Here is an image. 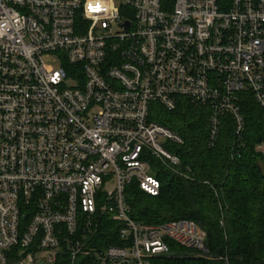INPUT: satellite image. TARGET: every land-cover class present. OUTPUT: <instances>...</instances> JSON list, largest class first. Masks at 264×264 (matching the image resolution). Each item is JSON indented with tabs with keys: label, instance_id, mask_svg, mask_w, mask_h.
Here are the masks:
<instances>
[{
	"label": "built area",
	"instance_id": "built-area-1",
	"mask_svg": "<svg viewBox=\"0 0 264 264\" xmlns=\"http://www.w3.org/2000/svg\"><path fill=\"white\" fill-rule=\"evenodd\" d=\"M248 96L264 113V0H0V264H75L102 218L122 244L96 264L205 252L193 220H134L125 190L157 195L180 163L153 103L205 106L208 146L229 114L239 157Z\"/></svg>",
	"mask_w": 264,
	"mask_h": 264
},
{
	"label": "trees",
	"instance_id": "trees-1",
	"mask_svg": "<svg viewBox=\"0 0 264 264\" xmlns=\"http://www.w3.org/2000/svg\"><path fill=\"white\" fill-rule=\"evenodd\" d=\"M241 110L245 146L236 157L229 114L222 116L217 141L208 146L205 106L185 98H178L173 110L151 105L150 117L181 137V144L172 145L180 163L177 172L158 164L157 195L135 182L127 185L130 215L144 224L193 220L206 233V251L167 239L169 253L149 257V264H264V161L256 149L264 142V113L251 96L241 100ZM117 230V222L102 218L75 264H96L97 250L122 244Z\"/></svg>",
	"mask_w": 264,
	"mask_h": 264
},
{
	"label": "rangeland",
	"instance_id": "rangeland-1",
	"mask_svg": "<svg viewBox=\"0 0 264 264\" xmlns=\"http://www.w3.org/2000/svg\"><path fill=\"white\" fill-rule=\"evenodd\" d=\"M47 64L49 65V66H54V64L52 63V62H47ZM113 186V185H112ZM112 186H109V187H107V189H109V188H111Z\"/></svg>",
	"mask_w": 264,
	"mask_h": 264
}]
</instances>
